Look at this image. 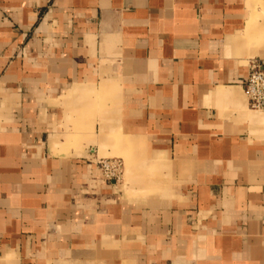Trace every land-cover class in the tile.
<instances>
[{
    "label": "crops",
    "instance_id": "0c3cea01",
    "mask_svg": "<svg viewBox=\"0 0 264 264\" xmlns=\"http://www.w3.org/2000/svg\"><path fill=\"white\" fill-rule=\"evenodd\" d=\"M252 61L264 0H0V264H264Z\"/></svg>",
    "mask_w": 264,
    "mask_h": 264
},
{
    "label": "built area",
    "instance_id": "2783aa9c",
    "mask_svg": "<svg viewBox=\"0 0 264 264\" xmlns=\"http://www.w3.org/2000/svg\"><path fill=\"white\" fill-rule=\"evenodd\" d=\"M243 83L248 107L252 111L264 112V62L252 61ZM98 171L105 181H118L122 174V164L118 160H101Z\"/></svg>",
    "mask_w": 264,
    "mask_h": 264
},
{
    "label": "rangeland",
    "instance_id": "374dc122",
    "mask_svg": "<svg viewBox=\"0 0 264 264\" xmlns=\"http://www.w3.org/2000/svg\"><path fill=\"white\" fill-rule=\"evenodd\" d=\"M117 157V156H116ZM128 170L129 169H126L125 173H124V176L127 177V173H128Z\"/></svg>",
    "mask_w": 264,
    "mask_h": 264
}]
</instances>
